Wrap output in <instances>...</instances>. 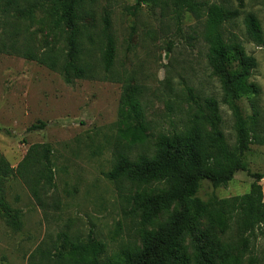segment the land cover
Masks as SVG:
<instances>
[{
	"label": "rangeland",
	"instance_id": "obj_1",
	"mask_svg": "<svg viewBox=\"0 0 264 264\" xmlns=\"http://www.w3.org/2000/svg\"><path fill=\"white\" fill-rule=\"evenodd\" d=\"M46 1L0 0V39L11 33L19 44L28 41L40 51L50 46L64 49L63 33L52 28L39 6L27 19L15 15L17 6ZM201 1L207 8L238 10L237 18L222 23L223 39L240 42L255 60L249 81L258 87V95L235 99L234 108L225 102L219 77L208 63L203 38L207 12L200 21L184 14L178 29L150 4L84 0L83 8L92 15L84 22L79 61L99 68L104 32L109 31L115 41L111 71L118 81L88 78L67 84L59 72L0 50V152L17 168L31 145L46 143L54 174L51 187L42 180L34 186L39 201L18 173L5 183L7 204L20 215L21 227L14 230L0 218V264H64L59 253L89 235L104 244V264H116L125 251L140 248L143 233L155 229L142 222L141 210L132 200L142 185L109 180L103 173L121 156L134 160L142 153L153 154L160 133L184 130L190 92L196 99L218 102L220 129L231 147L236 143L238 122L264 129V0ZM248 15L255 19L261 43L247 32ZM105 16L110 22L107 30ZM125 79L142 91L148 125L144 143L131 141L133 128L125 121L126 107L120 101ZM39 121L45 122L43 129L28 130ZM243 159L246 170L237 171L226 186L218 188L202 180L196 197L208 202L213 197L247 196L252 174L264 176V143L250 144ZM260 184L264 201V177ZM144 188L148 194H159L165 186L153 181ZM228 227L225 233L212 230L202 217L195 230L183 234L181 244L190 264H204L203 256L218 264L223 253L241 257V264H264V224L244 235L243 242L235 224L229 222Z\"/></svg>",
	"mask_w": 264,
	"mask_h": 264
},
{
	"label": "trees",
	"instance_id": "obj_2",
	"mask_svg": "<svg viewBox=\"0 0 264 264\" xmlns=\"http://www.w3.org/2000/svg\"><path fill=\"white\" fill-rule=\"evenodd\" d=\"M84 0H47L40 5L29 3L17 6L15 15L20 19L31 17L38 6L50 19L52 28L63 33L64 49L47 47L40 51L30 42L19 44L16 35L7 33L0 39V50L16 54L26 60L34 61L48 70L62 74L65 83L74 80L118 81L112 73L115 56V41L109 31L104 32V50L99 68L92 64H81L82 53L80 37L86 28L85 19L91 13L83 8ZM137 5L150 4L159 10L162 17L170 19L174 27L180 29L183 16L191 14L201 20L206 14L203 38L207 45V59L219 77L224 100L232 108L233 101L241 96L255 97L258 87L249 81L255 67L253 57L246 54L242 44L236 40L223 39L221 26L225 21L238 17V10L213 6L201 0H136ZM248 34L261 43L260 30L252 15L245 19ZM104 28L110 26L108 16L104 17ZM5 32V31H4ZM121 104L126 107L125 121L133 128L131 141L144 143L147 139L148 125L144 119L141 102L142 91L130 85L125 79ZM189 119L184 130L160 133L156 137L153 154H139L134 160L121 156L111 170L103 173L109 180L125 179L142 185L132 195L136 208L141 210L145 224L155 225V229L145 231L141 247L125 251L116 264H190L186 250L181 244L182 235L196 229L200 218L205 217L209 228L227 231L228 223L236 226L238 238L246 241L244 235L264 224V201L260 174H252L253 182L247 196L239 195L226 199L212 198L204 202L196 197L202 180H208L214 188L226 186L235 173L246 170L244 154L252 143H264V129L247 127L238 122L236 143L231 147L225 138L221 125L219 104L214 99H196L190 92ZM45 122L32 124L28 130L43 129ZM0 152V218L14 230L21 227L20 215L7 204L5 183L15 173L24 178L33 197L39 201V192L34 186L40 181L51 187L54 174L51 163V149L46 143L29 147L17 168L9 165ZM163 183L165 189L159 194H148L144 188L151 182ZM160 215L163 219L157 221ZM105 250L102 242L89 235L86 241L71 243L66 253L58 258L64 264H104L101 255ZM218 264H241V257L229 253L220 256ZM204 264H215L212 257H204ZM200 264V263H196Z\"/></svg>",
	"mask_w": 264,
	"mask_h": 264
}]
</instances>
